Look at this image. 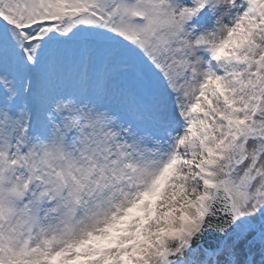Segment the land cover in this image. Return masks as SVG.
<instances>
[{"label":"snow or ice","instance_id":"obj_1","mask_svg":"<svg viewBox=\"0 0 264 264\" xmlns=\"http://www.w3.org/2000/svg\"><path fill=\"white\" fill-rule=\"evenodd\" d=\"M0 264H264V0H0Z\"/></svg>","mask_w":264,"mask_h":264}]
</instances>
